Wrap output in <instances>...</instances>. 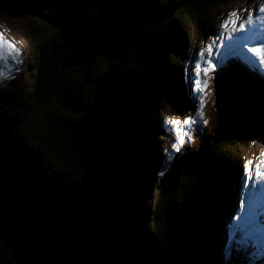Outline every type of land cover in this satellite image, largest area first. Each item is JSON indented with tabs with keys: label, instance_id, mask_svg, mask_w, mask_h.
Masks as SVG:
<instances>
[{
	"label": "trees",
	"instance_id": "trees-1",
	"mask_svg": "<svg viewBox=\"0 0 264 264\" xmlns=\"http://www.w3.org/2000/svg\"><path fill=\"white\" fill-rule=\"evenodd\" d=\"M9 1L21 8L24 18L31 15L43 25L41 32L45 39L37 42V93L28 116L0 115V153L32 165L40 175L54 182L79 184L82 171L78 157L70 150V139L57 149L62 166H50L42 151L56 134L71 135L70 118L78 115L80 119L91 102V99L78 100L83 82L80 80L89 76L94 62L102 63L101 80L107 82V99L116 105L121 116L114 161L119 178L122 242L133 257L145 264H190L194 255H200L203 264H210L205 257L212 251L210 238L222 239L224 220L220 215L224 209L217 201L226 191L229 175L226 164L234 158L238 147L255 144L259 133L264 131V98L256 83L238 77L239 85L236 82L228 86L224 92L228 102L218 107L210 136L183 154L169 147L166 156L173 154L171 160L162 152L165 158L156 163L144 207H135L132 200L136 176L144 160V143L148 146L155 140L150 139L154 132L160 134L156 129L147 134L143 131L155 127L151 111L159 96L158 87L171 103L187 108L178 99L183 85L182 89L174 86L176 78L169 51L175 49L173 53L181 57L179 63L186 64L188 26L199 19L202 5L211 8L228 0H149L134 41L116 59L107 62L99 57L89 64L65 70V57L80 43L84 23L96 14L99 0H57L48 11L41 9L39 3L43 0ZM180 22L186 24L185 32ZM196 27L201 29L199 22ZM164 94L161 93L165 98ZM241 94L252 101L254 109L235 125L230 136L222 138L230 104L243 97ZM19 134L23 135L21 141ZM0 264H13L1 242Z\"/></svg>",
	"mask_w": 264,
	"mask_h": 264
},
{
	"label": "water",
	"instance_id": "water-1",
	"mask_svg": "<svg viewBox=\"0 0 264 264\" xmlns=\"http://www.w3.org/2000/svg\"><path fill=\"white\" fill-rule=\"evenodd\" d=\"M148 1L99 0L63 69L99 57L107 62L116 59L134 41ZM107 94V82L102 80L85 114L71 127L70 150L82 171L79 184L54 182L32 165L0 153V242L13 264H145L121 239L114 161L121 116ZM241 95L230 104L222 138L254 109ZM236 102L243 105L239 115L233 113Z\"/></svg>",
	"mask_w": 264,
	"mask_h": 264
},
{
	"label": "rangeland",
	"instance_id": "rangeland-1",
	"mask_svg": "<svg viewBox=\"0 0 264 264\" xmlns=\"http://www.w3.org/2000/svg\"><path fill=\"white\" fill-rule=\"evenodd\" d=\"M56 1L43 0L39 4L41 9L48 11ZM260 2L261 0H228L211 8L202 5L204 8L200 12L199 19L188 26L190 35L185 40V48L188 53H184L186 64L181 65L179 63L181 57L173 53L175 49L169 51V58L172 62L170 66L174 71L176 83L178 86L183 85L185 93L183 96L182 92V95H179L181 99H178L182 104L184 102L187 109H183L179 104L171 103L167 98L168 96L158 87L159 96H157L153 105L154 111H151L155 127H146L143 131L144 134L145 132L147 134L153 133L156 129L160 134H157V131L154 132L153 137L150 136V139L153 141L155 138V140L150 142L148 146L144 143L143 147L145 148L142 149L143 152L141 151L144 160L140 164L141 172L135 180L132 200L135 207H144L147 200L148 183L153 178L156 163L159 164V160L168 156V153L166 156V150L173 143L177 144L178 152L183 154L189 148H195L197 144L204 142L206 137L210 136V133L214 130L217 109L222 104L224 107L228 102L223 91L225 89V92L227 91L228 80L232 79L234 81L233 78L239 71L238 65H234V62L231 63L232 60L242 64L249 71L245 72L246 75L254 76L256 74L260 78L256 76L254 83L257 86L258 83L264 86V64L260 63L258 56L247 50L248 47L264 45V38H260L264 36V30L253 31L252 35L246 31L254 28L258 15L262 13L258 11ZM242 9L245 11H241ZM233 10L238 13L241 20L247 18V10H252L254 24L252 26L246 25L240 35L235 32L232 36H228V33L220 25L227 18L228 12ZM258 20L260 21V17ZM198 22L201 29L196 27ZM239 23L240 20H237V27H239ZM180 28L185 32L186 24L180 22ZM230 28L231 25H229ZM42 29L43 25L34 20L31 15L24 18L19 6L9 0H0V34L20 50L19 62L13 64L9 61L8 67L4 69L5 76L10 75L12 78L0 79V115L2 113L5 115L12 113L18 118H23L27 117L31 110L34 94L37 93L39 72V63L35 61L38 52L37 42L40 39H42L41 41L45 39L44 34L41 32ZM244 41H248L246 45H244ZM209 48L211 52L207 51ZM224 48L227 50L225 54L222 51ZM201 49L205 50L203 56H201ZM224 55L225 57L230 55L229 61H225ZM237 56L240 59H236ZM191 60L192 66L189 67ZM196 65H200V68L198 69ZM103 68L102 63L94 62L89 76L80 80L83 82H81L79 101L92 99L98 84L102 81ZM204 69H207L206 74ZM259 89L264 98L263 88L259 87ZM161 93L164 94L165 98L162 97ZM249 115H251L250 112ZM187 116L191 117V121L188 125H183L188 135L184 137V144L181 146L177 136L171 131L172 125L165 123V121H183ZM76 120H79L78 115L70 118L71 123L76 122ZM177 127H181V125H177ZM263 132L255 144L238 147V152H236L234 158L230 160L228 165L226 164V167L229 168L227 172L229 175L226 176V191L224 190L225 193H223L222 198L217 201L218 205H221L224 209L223 214L220 215L221 219L224 220L222 239L218 241L219 239L210 238L212 251L208 253V256H205L206 261L209 260L210 264H264V225L255 220L251 211L241 214L239 204L243 189L247 188L249 193L246 191V194L250 197L252 185L259 182L257 179L255 180L252 174L251 181H248L246 185L247 178L244 172V163L246 160H250L252 161L250 167L252 169L256 168V162L261 159L260 153L264 152ZM17 137H19V141L23 139L22 134ZM70 137L71 135L65 133L56 134L48 147L42 151L43 156L48 157L50 166L59 167L63 165L58 161L57 149L67 144ZM192 141H195V143ZM28 144L30 145V142ZM162 152L165 157H163ZM161 165L163 164L161 163ZM247 206L245 210L249 208ZM232 217L236 219L233 220ZM262 219H264L263 213ZM261 222L264 223V221ZM256 236L260 238H256ZM229 249H233L230 257L228 254ZM190 264H203L201 256H192Z\"/></svg>",
	"mask_w": 264,
	"mask_h": 264
},
{
	"label": "snow or ice",
	"instance_id": "snow-or-ice-1",
	"mask_svg": "<svg viewBox=\"0 0 264 264\" xmlns=\"http://www.w3.org/2000/svg\"><path fill=\"white\" fill-rule=\"evenodd\" d=\"M245 11V10H241ZM259 12H264V0H261L259 7ZM237 20H240L239 27L236 26ZM254 24V17H253V11L247 10V18L244 20H241L238 13L233 10L228 12L227 18H225L220 27L223 28L227 33L228 36H232L235 32H240L245 29V26H252ZM229 25H231V28L229 29ZM227 39V37H225ZM248 52L253 53L255 56L259 57V61L261 64H264V45H259L256 47H248ZM204 49H201V56H203ZM207 51L211 52V49H207ZM20 57V50L11 42L6 40L2 34H0V79H8L12 78L10 75L5 76L4 69L8 67L9 61L11 63L15 64L19 62ZM196 67L199 69L200 65H196ZM211 67V65H209ZM11 71V69H9ZM205 74L207 73V69H204ZM202 99V97H201ZM191 121V117L187 116L184 118L183 121L180 120H166L165 123L172 125L171 131L177 136L179 145L183 146L184 144V137L188 135V133L184 130L183 125H188ZM177 125H181V127H177ZM195 143V141H192ZM172 151H179V148L177 147L176 143H173ZM261 159H259L256 162V168H255V177L259 181H264V152L260 153ZM168 160L172 159V156H167ZM252 164V161L246 160L244 163V172L246 176V185L248 181H251L252 179V172L253 169L250 167ZM159 175H163V172H160ZM256 184H253L252 187H256ZM233 220H235V217H232ZM238 250V249H237ZM233 249H229V257L231 255V252Z\"/></svg>",
	"mask_w": 264,
	"mask_h": 264
},
{
	"label": "bare ground",
	"instance_id": "bare-ground-1",
	"mask_svg": "<svg viewBox=\"0 0 264 264\" xmlns=\"http://www.w3.org/2000/svg\"><path fill=\"white\" fill-rule=\"evenodd\" d=\"M260 21L262 22L261 23V25H259L258 23H256V24H254V28L252 29V32L253 31H255V32H258V31H260V30H264V19L263 18H260ZM248 33H249V31L250 30H246ZM253 64V63H252ZM251 72V71H250ZM244 77H248V78H253L254 76H252V75H250V76H244ZM227 80V79H226ZM232 80V79H231ZM226 82V81H225ZM255 82V81H254ZM226 86V85H225ZM258 87H262L263 88V92H264V86L263 85H261L260 83H258ZM226 90V89H225ZM262 90V89H261ZM223 92H225V91H223ZM233 96V95H232ZM226 99V98H225ZM249 99V98H248ZM235 105H236V107L234 108V110H233V113H235V114H237V115H239V113L243 110V105H241V103L240 102H236L235 103ZM187 109V108H186ZM243 112V111H242ZM256 115V114H255ZM256 166V165H255ZM255 168L253 169V177H255ZM254 180V179H253ZM255 180H256V177H255ZM254 180V181H255ZM259 181V180H258ZM256 185H257V188L259 189V190H264V181H259L258 183H256ZM248 187V186H247ZM254 190H256V187H252V192L251 193H254ZM248 191V190H247ZM244 194H246V191H245V193ZM251 196V195H250ZM247 206V205H246ZM247 207H251L252 208V210H254L255 209V214H259V213H261V215H260V217L259 218H257V222L258 223H260V224H263L264 225V223H262L261 221H264V219H262V212H261V210L259 209V208H256L255 206H253L251 203H248V206ZM248 209V208H247ZM254 238V237H253Z\"/></svg>",
	"mask_w": 264,
	"mask_h": 264
}]
</instances>
